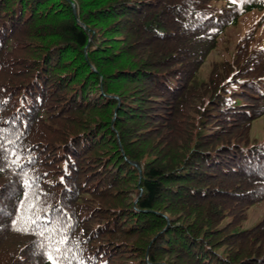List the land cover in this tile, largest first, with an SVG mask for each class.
Listing matches in <instances>:
<instances>
[{
	"label": "trees",
	"instance_id": "trees-1",
	"mask_svg": "<svg viewBox=\"0 0 264 264\" xmlns=\"http://www.w3.org/2000/svg\"><path fill=\"white\" fill-rule=\"evenodd\" d=\"M263 121L264 0H0V264H264Z\"/></svg>",
	"mask_w": 264,
	"mask_h": 264
},
{
	"label": "snow or ice",
	"instance_id": "snow-or-ice-1",
	"mask_svg": "<svg viewBox=\"0 0 264 264\" xmlns=\"http://www.w3.org/2000/svg\"><path fill=\"white\" fill-rule=\"evenodd\" d=\"M232 2H242V0H232ZM5 138L0 134V152L7 153L13 141L4 142ZM6 158V157H5ZM17 167H21L17 160L12 161ZM27 184V182H26ZM25 200H21L17 207V219L13 220L14 225H20L17 227L18 231L31 232L36 235L43 236L46 232L49 231L48 224L44 222L45 217L40 216L39 214L33 213L35 209V202H29L27 200V193L25 194ZM66 244V237H63L59 240L49 239L48 244H42L41 248L46 249L43 251L48 264H72V260L68 259V251L64 249L63 245Z\"/></svg>",
	"mask_w": 264,
	"mask_h": 264
},
{
	"label": "rangeland",
	"instance_id": "rangeland-1",
	"mask_svg": "<svg viewBox=\"0 0 264 264\" xmlns=\"http://www.w3.org/2000/svg\"><path fill=\"white\" fill-rule=\"evenodd\" d=\"M242 22H244L243 20H242ZM241 22V23H242ZM227 37H228V40H230V35H227ZM227 43V42H226ZM262 124H264V121L262 122Z\"/></svg>",
	"mask_w": 264,
	"mask_h": 264
},
{
	"label": "water",
	"instance_id": "water-1",
	"mask_svg": "<svg viewBox=\"0 0 264 264\" xmlns=\"http://www.w3.org/2000/svg\"><path fill=\"white\" fill-rule=\"evenodd\" d=\"M72 7H73V4H72ZM72 12H73V14L75 13L74 8L72 9Z\"/></svg>",
	"mask_w": 264,
	"mask_h": 264
}]
</instances>
